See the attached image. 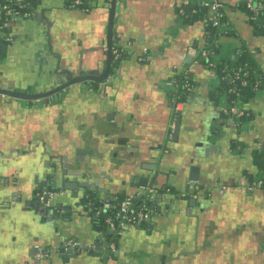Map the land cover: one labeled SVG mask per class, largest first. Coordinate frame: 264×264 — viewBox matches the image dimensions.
<instances>
[{
  "label": "crops",
  "instance_id": "1",
  "mask_svg": "<svg viewBox=\"0 0 264 264\" xmlns=\"http://www.w3.org/2000/svg\"><path fill=\"white\" fill-rule=\"evenodd\" d=\"M219 1L226 7V17L218 36L219 54L214 60L233 61L238 56L240 48L244 47L252 52L264 73V30L257 32L253 28L248 20L243 0ZM70 2V0H36L34 15L40 16L33 18V15L31 20L11 26L10 32L16 43L12 51L7 52L6 60L0 67L2 83L9 86L15 82H27L32 78L34 80L36 76L32 73L30 65L33 64L32 58L39 50L47 58L54 60L55 64L59 63L65 70L72 71L74 76L82 69L93 70L105 64L106 31L109 26V13L104 7L106 0H90L88 10L85 12L71 8ZM202 2L204 3V0L200 2L198 0H118L112 23L114 38L123 44L126 50L125 57L117 70L122 77L115 85L118 87L115 91H119L115 99L122 103L129 100L131 107L126 111L134 116L129 131H137L136 133L143 139L141 144L144 150L160 142L170 119L171 110L168 92L164 87L165 81H170L174 74L187 68L186 71L194 83V90L190 95L192 98L185 105L186 111L183 112V129L176 141L179 149L172 147V152L163 155L169 172L175 169L177 164L184 163V127L190 126L194 115L204 124L212 121L222 124L230 118L223 113L225 99L220 103L222 107L220 106L217 112L209 101L208 92L219 86L217 77L209 73V65L197 63L189 51V48L195 49L204 42L203 20L196 19L198 21L193 20L190 24L189 16V21L182 22L178 13L180 9L185 10L186 7L192 10L195 6L202 5ZM37 8H41L39 12ZM143 48L147 49L150 60L149 63L139 64L135 56L140 54ZM11 58L14 62L10 61ZM99 101L96 95L84 93L82 90L78 93L71 92L68 97L67 113L70 119L67 132L72 128L74 118L85 119V113L90 110L100 113L101 108L100 110L99 107L93 108ZM237 104L241 110L249 113L248 118L245 119L249 121V131L236 140L233 144L236 145L235 148L229 149L232 144L231 139L223 142L219 146L220 149L217 148L218 143H215L216 148L209 152L207 159L206 171L211 177H205L206 182L210 178L213 180L212 183L232 186L237 182L244 184L247 176L260 178V174L264 173L258 171L255 155L259 146L264 147V92L260 91L254 97ZM58 115V112L49 108L32 110L18 102L0 103V157L13 152L19 154L13 156L12 161L3 162L0 171L6 176L11 174L20 176L22 183H16L18 190L21 188L24 190L29 186L30 172L41 155L39 147L33 148L30 154H26L31 142L33 140L44 142L45 137L48 136L50 142L56 145L61 143L63 137L65 138L66 135H61L55 125ZM207 183L205 185L209 184ZM3 185L6 184H0V188L5 190ZM263 198L262 192L253 193L251 197L242 191L228 193L226 197L228 201L221 208L224 213L220 216L219 222L238 232V228L243 226L244 222L250 225V220L255 222L259 220L258 217L264 218ZM8 209L9 211L0 214V251L9 249L16 240H25V236L30 232V223L26 218L25 210ZM263 218L260 222H264ZM157 224L164 233L162 236L164 241L162 238L159 241L162 244L138 245L135 239L130 238L126 245L127 251L138 252L144 264H150L148 257L153 255L154 259L158 257L160 261L161 258L166 259V253L173 254L176 249H193L195 252L196 248L202 250L205 246V241L203 242L201 237L205 233L201 234L196 222L185 215L170 213L169 218L156 219ZM31 229L37 231L35 225ZM94 229L93 223L83 222L75 233H68L67 236L82 243L83 240H89L97 234L98 231ZM230 241L232 246L230 251H223L221 255L214 253L210 256L211 260L216 261L217 258L216 264L226 262L254 264L253 259L259 257L255 247L243 250L237 247V241L234 239ZM251 241V238L246 240L247 244ZM92 246L96 245L92 244ZM132 258L130 255L123 256L124 261ZM4 262H6L5 256L0 253V264H5ZM107 262L109 264L110 260L107 259Z\"/></svg>",
  "mask_w": 264,
  "mask_h": 264
},
{
  "label": "flooded vegetation",
  "instance_id": "2",
  "mask_svg": "<svg viewBox=\"0 0 264 264\" xmlns=\"http://www.w3.org/2000/svg\"><path fill=\"white\" fill-rule=\"evenodd\" d=\"M209 2V0H204V3L202 2V5L195 6L192 10H190L191 16L196 15L197 19L199 20H206V13L207 8L206 5ZM90 4V1L88 2V6ZM205 10V18L201 19L197 15L199 10ZM183 11L184 14H186V11L183 9H180L178 11L180 18L183 20V14H180V11ZM246 10V9H245ZM247 12V11H246ZM199 14H203V12H199ZM34 15V9L32 11L31 16L28 19H32V16ZM248 17V14H247ZM27 19V20H28ZM30 19V20H31ZM249 20V19H248ZM26 20L22 21L21 23H24ZM207 22V21H206ZM249 22H251L249 20ZM106 34H108V30L106 31ZM9 35L11 37V43L6 49V53L12 51L14 48V44L16 43L15 38L13 35H11V32L9 31ZM45 35V34H44ZM45 37V36H44ZM50 38V36H48ZM114 31L112 28V35H111V64H114L115 66L110 68V72L108 74L107 79L104 83L97 85L94 81H84L83 83L80 82L76 85H74L71 88L58 91V93H53L55 88L58 86L61 87L65 83L69 82L71 79L68 77V73H62L64 68H62V65L60 66L59 63L55 64L54 60H51L45 56L44 53H42L40 50L35 53L33 64H31L32 73L37 76L38 78L42 76L43 70H44V81L47 82L46 84L42 86L39 81L37 80L33 85V78L28 80L27 82L22 81L21 83L15 82L12 84H9L7 86L6 84L2 83L0 80V90L10 92L11 94L7 95L6 93L0 94V103L2 104H10V103H22L24 106L31 108L32 110H42L45 108H49L54 110L55 112H58V118L55 122L56 128L59 130V133H62L61 135H66L65 138L63 137L61 143L59 144H52L48 138V136L45 137L44 142H41L43 146L49 149V153L60 154H71L72 149L76 147L79 150H82V142L81 140L86 137L88 134L92 133L93 138L95 139L94 142H96V152L97 158L100 159L101 162L97 163L95 160H91L90 162L92 164H95V168L97 165L96 172H99L102 174V176L105 177H111L116 184H114L115 189H111L115 194L112 196V203H114L117 198H121L123 195H116V192L120 191L123 187L126 189L125 185L128 187L133 186L134 178L138 176H145L149 179V183L157 176L159 180V184L162 183L172 182L171 185L163 186L164 194L163 196H168L173 199V201L182 203L187 197L189 200H195V206L191 208V213L186 211V208H181V214L178 213L176 215H185L189 217L190 219L194 220L197 224L198 229H200L201 234H204L203 242H204V248L201 250H198L196 248L194 253H181L178 255L177 258L173 259H165L161 258L158 264H216L217 258L214 260H211L212 254L219 253L221 255V252L223 251H230L231 241L234 239L237 241V247L243 250H247L249 247H255L256 253L259 255V257H256L257 259L254 260V264H256L255 261H258L257 264H264V222H260V220L263 218H259V220H250L251 224L248 225L246 222H244V225L238 228L237 231H232V228H227L225 223H221L220 216L224 213V211H221V208L227 204V195L228 193L236 192V191H242L244 193H247L250 195L256 192H262L264 196V185L260 188L249 190L248 185L255 180V177H245L244 184H241L237 182L235 185L232 186H226V185H220L219 183H212V179L209 178V180L206 182L205 177H211V174L207 173L206 168H202L199 172L198 180L189 182L187 180V169L188 166H185L187 162H190L191 159L194 158L192 146L191 144L194 142L195 139H197L200 136V133H203L202 131V124L200 122V118L193 116V119L190 126L184 127V139L185 142H183V149H184V155L185 160L182 164H177L174 168L168 171L167 169V163L166 158L163 156L164 154H167L169 152H172L173 149L178 148L179 146L176 145V142L172 141L173 134L175 131L176 122L178 119L177 112H184L186 111V106L190 99L192 98L191 92L194 90V83L191 80L190 85L186 86V94L183 97H180L178 100V104H180L179 109L175 110L176 107V99L175 95L172 92L170 88L167 87L166 81L164 83V87L166 88V91L168 92V99H169V106L171 110L170 119L167 125V128L165 130V134L161 139L160 142L156 143V145H153L152 147H149L148 150H144L142 148L143 139L139 137L135 131H129L132 127L131 123L133 122V115H129L126 111L130 106L129 100L125 103L116 101L115 97L116 94H118L119 91H115L118 89L116 85V82L121 80L122 75L118 74L116 69L118 70L119 65L121 64L123 58L125 57L126 50L123 47V44H120L118 40L114 38ZM205 39V37H203ZM106 58L108 55V40L106 44ZM117 50L119 52V57L117 60H114V51ZM39 52V53H38ZM4 53V54H6ZM140 54L135 56V60L139 64H146L149 63V60L146 62L138 61V57ZM253 55V54H252ZM4 59V56L2 57V60ZM1 60V61H2ZM14 59L11 58V62ZM107 63V59L105 64L101 65V67H97L95 71H88V72H78V75L72 78L74 79H80L85 78L86 76H94V79H100L102 77V74L105 70V66ZM3 63H0V67ZM37 70V71H36ZM61 72V73H59ZM59 73V74H58ZM71 73H73L71 71ZM48 74L50 77L54 78L53 81L48 77ZM41 75V76H40ZM74 75V74H73ZM217 77V81L219 83V76L217 72L215 71L213 73ZM56 79V80H55ZM42 83V81H41ZM30 87V88H29ZM29 89V94H27V90ZM82 90V92L96 95V97L100 100L98 104H95L93 108H98L101 112L95 113L89 112L85 113L84 118L82 120H78V118H74V122L72 124V128L67 132V125L69 123V113H67L68 110V97L71 95V92L78 93ZM217 90L218 87L213 89L212 91L208 92L209 95V101L214 102L216 98L222 102L225 98L217 96ZM264 92V91H263ZM115 93V94H114ZM13 94L19 95V97H15ZM3 95V97L1 96ZM114 98H113V96ZM14 97V98H13ZM113 98V99H112ZM211 99V100H210ZM225 103V100H224ZM226 105V103L224 104ZM223 105V107H225ZM178 107V106H177ZM95 109V110H96ZM121 109V110H120ZM120 112V113H119ZM175 116V123L173 126V130L171 133V138L168 137L170 130V125L172 123L173 117ZM107 120L110 121L114 126L110 127L108 126L109 123H107ZM106 126L108 129L107 136L98 135L97 127H103ZM192 126V127H191ZM136 127V126H134ZM183 127L181 128L182 131ZM136 130V128L134 129ZM139 130V128H137ZM187 130V131H186ZM96 131V132H95ZM49 135V134H47ZM50 142V144H49ZM236 141H230V148H235L233 144ZM174 144V146H173ZM40 148V147H39ZM264 147H260L258 151H256V156L259 159H264ZM66 152V153H65ZM83 155V154H81ZM260 155V156H259ZM263 156V158H262ZM80 157V156H79ZM256 159V161L258 160ZM258 162V161H257ZM260 166V165H259ZM258 166V167H259ZM260 171V169L258 170ZM264 172V171H263ZM98 174V173H97ZM115 177H112L114 176ZM164 175L167 176V179L164 178ZM260 178L256 179H264V173L260 174ZM69 181L76 183V178L70 177ZM106 182V180H105ZM113 182V183H114ZM242 182V181H241ZM208 185H205V184ZM122 184V185H121ZM242 186V187H241ZM125 192V191H123ZM42 193V192H41ZM38 192L37 194H41ZM46 193L49 196V202L54 197L61 194V189H55V187L52 184H49ZM126 193V192H125ZM109 204V203H106ZM171 203H169V199L164 200L160 203H157L155 207L156 210V216L152 218V220L163 216V218H169L170 213L175 214L172 210H169L168 207ZM263 204H264V198H263ZM226 207V206H225ZM64 213V212H63ZM165 214V216H164ZM168 214V215H167ZM263 213H261L262 215ZM220 218V219H219ZM264 221V218H263ZM257 223V224H256ZM94 226L100 225L104 228V224L100 223V221L93 222ZM160 226V225H159ZM158 226V224L155 227L156 232H160L161 229ZM210 226V228H209ZM230 229V230H229ZM203 231V233H202ZM251 232H253L251 234ZM206 235V237H205ZM100 236V233H99ZM247 238H251L252 241L248 244L246 242ZM102 245H107V237H102ZM216 256V255H215ZM34 259L35 256H33ZM110 263L109 264H122L118 263L116 261L115 257L109 258ZM125 264V263H124ZM228 264V262L224 263Z\"/></svg>",
  "mask_w": 264,
  "mask_h": 264
},
{
  "label": "water",
  "instance_id": "3",
  "mask_svg": "<svg viewBox=\"0 0 264 264\" xmlns=\"http://www.w3.org/2000/svg\"><path fill=\"white\" fill-rule=\"evenodd\" d=\"M202 0H198L200 2ZM118 0H106L105 8L109 13V26H108V55H107V63L105 66V70L100 79H94L90 76H86L85 78L74 79L72 80L73 73L70 70H63L62 73H68V76L71 80L65 83L61 87L55 88L53 93H58V91H62L68 88L73 87L74 85L84 82L87 80L94 81L97 85H100L105 82L110 72V68L114 67V64H111V35H112V23L115 15V9L117 6ZM41 8H37L39 12ZM186 14L190 16V24L194 21H198L196 15H192L190 13V8H185ZM199 12L205 13L206 11L203 9ZM39 14H35L33 18L39 17ZM182 21V20H181ZM204 24L205 32L206 26L210 23L206 22V20L202 21ZM11 31V28H9ZM1 50L3 53H6V47L4 45L1 46ZM34 59V58H32ZM93 70L82 69L84 72L95 71ZM207 70V69H206ZM37 71V70H36ZM81 71V72H82ZM117 71V69L115 70ZM209 71V70H208ZM215 72L214 69L210 68L209 73L213 74ZM61 73V72H59ZM58 73V74H59ZM78 75V74H77ZM48 77L53 81L54 78ZM210 79V77H208ZM43 86V83H47L44 81V70L41 78L37 76L33 80V85L36 81ZM56 80V79H55ZM42 81V83H41ZM30 88V87H29ZM6 93L7 95L11 94L10 92L1 91L0 94ZM217 96L223 97L222 94L217 90ZM27 94H29V89L27 90ZM15 97H19L17 94H13ZM14 98V97H13ZM211 100V99H210ZM220 100L216 98L214 102H210L213 105L216 112L219 111L220 108ZM222 107V106H221ZM238 110H241L239 108ZM179 116L176 122L175 131L173 134L172 141L176 142L179 138L182 128V120H183V112H177ZM222 116V114H221ZM214 120V119H213ZM108 126L113 127L114 125L107 120ZM201 136L194 140L191 144L192 151L194 152V158L187 162L185 166H188L187 169V180L189 182L198 180L199 172L202 168H206L208 163L207 159L209 157V152H212L216 145L218 149L223 142L228 139L231 141H236L244 134L249 131V121H246L245 118L237 119L234 117H230L226 121L221 123L205 122L202 124ZM108 128V127H107ZM106 126L97 127L98 135L107 136L108 129ZM114 128V127H113ZM96 132V131H95ZM93 138V134L90 133L86 137L81 140L82 150L74 147L72 149L71 154H54L49 153V149L43 146V144L38 140H33L31 145H29L26 154H30L31 150L36 147H40L41 155L37 163L33 165V169L30 172V176L28 178L29 186L24 188V190L17 189L16 183L21 184L22 180L20 176L11 174L10 176H6L0 171V184L5 187V190L0 188V214H4V212L9 211L8 208H14V210H25L26 218L29 219L30 223V232L27 236H25V240H16L13 246H9V249L6 248V251L1 250V255L5 256L6 262L5 264H103L106 260V245L102 244V237H107L106 228L97 225L94 226V230H97V234L93 237L90 235L89 240H83V242L76 246L74 249L64 250V243L66 240L70 239L68 237V233H75L79 226L82 225L83 222L85 224L87 222H96L100 221L103 224V217L105 210L103 209L106 203L112 204V195L115 194L111 189H115L116 184L111 177L102 176L99 172H96L97 165L95 168V164H92L90 161L95 160L97 163L101 162L99 158H97L98 152L94 148H96V142ZM215 143H218L215 145ZM39 144L41 146H39ZM218 151V150H217ZM66 153V152H65ZM25 154V155H26ZM83 154V155H81ZM19 156L18 152L8 153L7 155H3L0 157V166L4 164L3 162L12 161L13 156ZM80 156V157H79ZM98 173V174H97ZM76 178V183L69 181V178ZM112 177H115L112 176ZM164 178L167 179V176L164 175ZM15 180V181H14ZM106 180V182H105ZM133 182V186L128 187L125 185L126 189L123 187L120 191L116 192V195H123L121 198L123 199L125 196L129 194H133L137 191L141 192L142 189L147 188L148 186L153 187L159 191L156 199L153 204L149 205L151 208L156 206L157 203H160L164 200L169 199L170 206L169 210H172L175 214H181V208H186V211L191 213V208L195 206V200H189L188 197L179 204V202L173 201L172 198L168 196H163L164 190L163 186L171 185L172 182L159 184L158 177L156 176L150 183L149 179L145 176H136ZM2 182V183H1ZM114 182V183H113ZM49 184H52L55 189L60 190L61 194L54 197L50 200L49 206H45V202L49 201V196L46 193V189ZM122 185V184H121ZM20 186V185H19ZM125 191V192H123ZM38 192H42L41 194H37ZM45 194V195H43ZM44 196L43 201H41V196ZM116 201V200H115ZM114 201V202H115ZM11 206V207H10ZM8 209V210H7ZM64 212V213H63ZM168 215V214H167ZM165 216V214H164ZM163 217V216H161ZM158 217V218H161ZM156 218V219H158ZM156 219L151 220L147 224H143L141 226L138 225H130L124 231L117 244V250L115 253H112L110 257H115L118 263L122 264H144L140 258L138 252H130L127 251L128 240L135 239L138 245H160L159 243L162 236H164L163 232H156ZM195 220V219H194ZM35 225L37 231H32L31 227ZM100 233V236H99ZM89 237V236H88ZM87 239V238H86ZM158 239V241H157ZM164 238H162V241ZM88 241V242H87ZM21 242V243H20ZM92 242V243H91ZM18 243V244H17ZM85 243L94 244L95 247L91 250H88L84 246ZM16 244V245H15ZM37 247L42 248L43 250L48 249L49 254L44 259H34ZM126 250V251H125ZM181 250V251H180ZM176 249L175 253L169 254L164 252L165 257L167 259H175L178 257L180 253H193L194 250L187 249ZM130 255L132 260L124 261L123 256ZM150 264H158L159 258L156 257H148Z\"/></svg>",
  "mask_w": 264,
  "mask_h": 264
},
{
  "label": "built area",
  "instance_id": "4",
  "mask_svg": "<svg viewBox=\"0 0 264 264\" xmlns=\"http://www.w3.org/2000/svg\"><path fill=\"white\" fill-rule=\"evenodd\" d=\"M70 7L82 10L85 12L88 10V2L90 0H70ZM36 0H0V49L4 45L7 47L11 43V37L9 35V28L15 24H19L24 20H27L33 11V6ZM244 8L247 11L248 18L250 21H254L258 16L264 14V0H243ZM206 21L210 23V27L215 29L218 32L223 28V22L226 17L225 6L219 0H209L206 5ZM180 14H184L183 11H180ZM190 53L194 58L200 54L201 57L207 55L206 51H201L189 48ZM114 60H117L119 57V52L114 51ZM0 57V63H4ZM150 60L147 49L143 48L138 61L146 62ZM211 69H214V64H209ZM177 80H170L166 82L168 88L172 90L174 95L178 88ZM187 85H185L186 87ZM3 97V95H1ZM176 107L175 110L179 109L180 104L178 100L180 97L175 95ZM238 103V102H237ZM178 106V107H177ZM238 104L228 105L226 104L223 108V113L226 116L234 117L237 119L248 118L249 113L244 112V110H238ZM175 123V116L173 117L172 123L170 125V130L168 137L171 138V133ZM264 185L263 179H256L248 185L249 190L260 188ZM159 191L153 187L148 186L145 189H142L141 192L137 191L133 194L125 196L123 199H117L112 204H105L103 209L105 210L103 217V224L106 225L107 230V251H106V260L110 258L112 253H115L117 250L118 240L121 234L126 231L130 225L141 226L143 224L149 223L154 216H156L155 207L151 208L149 205L153 204L156 199ZM45 195V194H43ZM41 196V201H43L44 196ZM45 206H49V201L45 202ZM81 242L75 239H68L64 243V250L74 249L76 246L80 245ZM88 250H91L93 246L91 244H84ZM35 258L38 260L44 259L48 256L49 250H43L42 248L37 247Z\"/></svg>",
  "mask_w": 264,
  "mask_h": 264
},
{
  "label": "trees",
  "instance_id": "5",
  "mask_svg": "<svg viewBox=\"0 0 264 264\" xmlns=\"http://www.w3.org/2000/svg\"><path fill=\"white\" fill-rule=\"evenodd\" d=\"M197 15L199 18L202 17L201 19L205 18L204 13L199 14L198 12ZM182 18L184 22L189 21V15L187 14H183ZM250 23L257 32H262L264 30V14L261 13L256 20ZM204 37L203 44L197 45L196 48L199 52L202 50L206 51L207 55L201 57L198 54L195 61L203 65L214 64V70L219 76L218 91L224 96L226 104L235 105L237 102H244L254 97L258 92L264 91V73L255 61L252 52L241 47L238 56L233 61L229 59L215 61L214 57L219 54L220 50L218 32L207 25ZM3 56L4 53L0 49V57ZM186 70L187 68L170 78V80H177L178 88L176 95L180 97L186 94L185 85L189 86L191 83L190 75ZM257 161L258 166L260 165L258 167L260 171H264V159H260L259 157Z\"/></svg>",
  "mask_w": 264,
  "mask_h": 264
},
{
  "label": "rangeland",
  "instance_id": "6",
  "mask_svg": "<svg viewBox=\"0 0 264 264\" xmlns=\"http://www.w3.org/2000/svg\"><path fill=\"white\" fill-rule=\"evenodd\" d=\"M34 8H35V7L33 6V9H34ZM6 57H7V53L4 54V60H6ZM104 227L106 228V225H104ZM107 263H108L107 260H105L103 264H107Z\"/></svg>",
  "mask_w": 264,
  "mask_h": 264
}]
</instances>
